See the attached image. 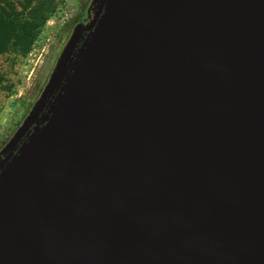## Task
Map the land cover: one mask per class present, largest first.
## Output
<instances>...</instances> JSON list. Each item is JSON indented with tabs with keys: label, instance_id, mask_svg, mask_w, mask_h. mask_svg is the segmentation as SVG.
Segmentation results:
<instances>
[{
	"label": "water",
	"instance_id": "1",
	"mask_svg": "<svg viewBox=\"0 0 264 264\" xmlns=\"http://www.w3.org/2000/svg\"><path fill=\"white\" fill-rule=\"evenodd\" d=\"M0 264H264V0H87L0 146Z\"/></svg>",
	"mask_w": 264,
	"mask_h": 264
},
{
	"label": "rangeland",
	"instance_id": "2",
	"mask_svg": "<svg viewBox=\"0 0 264 264\" xmlns=\"http://www.w3.org/2000/svg\"><path fill=\"white\" fill-rule=\"evenodd\" d=\"M16 10L19 2L12 0ZM46 21L31 36L25 54L8 50L0 54V146L25 114L46 80L55 56L87 0H47Z\"/></svg>",
	"mask_w": 264,
	"mask_h": 264
},
{
	"label": "trees",
	"instance_id": "3",
	"mask_svg": "<svg viewBox=\"0 0 264 264\" xmlns=\"http://www.w3.org/2000/svg\"><path fill=\"white\" fill-rule=\"evenodd\" d=\"M16 10L12 0H0V54L8 50L25 54L33 31L47 19L51 4L47 0H22Z\"/></svg>",
	"mask_w": 264,
	"mask_h": 264
},
{
	"label": "flooded vegetation",
	"instance_id": "4",
	"mask_svg": "<svg viewBox=\"0 0 264 264\" xmlns=\"http://www.w3.org/2000/svg\"><path fill=\"white\" fill-rule=\"evenodd\" d=\"M82 12V11H81Z\"/></svg>",
	"mask_w": 264,
	"mask_h": 264
}]
</instances>
